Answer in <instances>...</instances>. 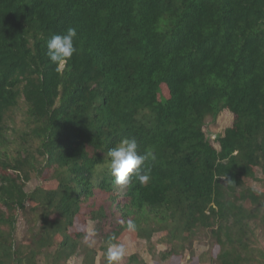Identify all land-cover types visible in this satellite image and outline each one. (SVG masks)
I'll return each mask as SVG.
<instances>
[{
  "label": "trees",
  "instance_id": "1",
  "mask_svg": "<svg viewBox=\"0 0 264 264\" xmlns=\"http://www.w3.org/2000/svg\"><path fill=\"white\" fill-rule=\"evenodd\" d=\"M68 27L78 33L67 62L74 72L57 71L46 55L47 40ZM16 72L26 74L29 133L41 161L26 155L13 173L0 167V264H35L15 257V221L26 183L45 169L56 186L44 189L40 220L45 233L62 235L44 253L46 264L76 253L83 233L68 231L89 200L102 264L120 218L144 205L149 213L139 218L148 227L159 220L172 244L162 259L209 227L217 264H264L257 233L264 230V0H0V123L3 109L16 105L9 84ZM223 110L235 123L215 134V148L203 124ZM124 137L155 156L144 186L135 175L117 186L108 172L107 151ZM96 255L86 249L83 264ZM127 264L145 263L132 255Z\"/></svg>",
  "mask_w": 264,
  "mask_h": 264
},
{
  "label": "rangeland",
  "instance_id": "2",
  "mask_svg": "<svg viewBox=\"0 0 264 264\" xmlns=\"http://www.w3.org/2000/svg\"><path fill=\"white\" fill-rule=\"evenodd\" d=\"M66 66H68L70 72H74V67L70 63H66L61 70ZM9 84L16 91V105L6 107L2 111L0 133L3 138L0 140V167L5 172L13 173L12 164L20 156L27 155L35 163L41 160L36 153L39 140L29 133L32 125L27 120L29 105L26 100L28 93L26 74L14 73L9 78ZM161 94L168 96V90L164 85L161 87ZM234 123L235 116L228 110L221 111L215 119L210 116L205 118L203 130L213 147L218 148V144L214 139L215 134L223 132L226 127H230ZM255 173L257 177H260L259 169H255ZM53 177V169H45L42 175H37L33 171L30 180L25 185L29 197L25 202L24 211L17 210L15 221L14 254L19 263L25 260L31 262L34 260L35 264H46L44 253L52 254L62 238L60 233L53 235L50 232L45 233L42 227L43 223L40 220L41 215H43L42 204L44 201L42 202L41 199L44 189L56 186ZM246 184L254 188L256 192L263 189L262 182L257 179H246ZM118 201L122 202L124 199L119 197ZM95 202H100L99 196L95 197ZM87 203L90 204V200L83 205L68 231L72 234L83 233L78 239L80 247L63 264H83V254L86 249H95L97 253L95 264H102V252L100 250L102 239L96 222L89 216ZM49 210L53 211L52 208ZM139 211L149 213V208L144 205L139 208ZM139 211L124 220L120 218L124 226L116 236V243L110 245L109 249L117 253V258L111 264H127L128 258L132 255H136L145 264H217L216 255L219 252V246L214 242L209 227L194 233L182 252L178 250L177 255L162 259L160 253L168 252L172 244L165 240V231L155 227L158 226L159 220H155L156 224L153 221L148 227L139 218ZM0 212H4V208L1 206ZM55 216L52 212L49 218L52 219ZM129 221L136 224L135 231L128 230L127 224ZM43 232L45 234L42 240L39 241L38 239ZM257 233L261 237L260 245L264 248V230H259ZM45 237L47 238L43 240ZM86 237L87 239H85ZM33 248L36 250L35 254L32 251ZM176 248L179 249V246H176Z\"/></svg>",
  "mask_w": 264,
  "mask_h": 264
},
{
  "label": "clouds",
  "instance_id": "3",
  "mask_svg": "<svg viewBox=\"0 0 264 264\" xmlns=\"http://www.w3.org/2000/svg\"><path fill=\"white\" fill-rule=\"evenodd\" d=\"M77 38V29L68 27L62 34H54L47 40L46 55L51 64L57 66V71L73 57L76 52L74 42ZM138 147L135 138L124 137L107 151V169L115 185L128 186L134 175L138 177L141 186L149 182L151 162L155 160V156L150 152L140 154ZM142 169L143 174H141ZM220 178L224 179L226 183L230 181L227 176ZM136 227L133 221H129L127 224L129 231H135ZM115 258H117V253L110 250L108 254L109 264Z\"/></svg>",
  "mask_w": 264,
  "mask_h": 264
}]
</instances>
